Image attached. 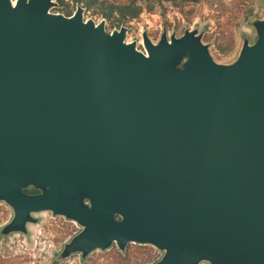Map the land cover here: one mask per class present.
<instances>
[{"label":"water","instance_id":"water-1","mask_svg":"<svg viewBox=\"0 0 264 264\" xmlns=\"http://www.w3.org/2000/svg\"><path fill=\"white\" fill-rule=\"evenodd\" d=\"M56 5L0 0V237L48 212L81 229L57 261L133 244L264 264V14L218 64L197 28L140 51Z\"/></svg>","mask_w":264,"mask_h":264},{"label":"rangeland","instance_id":"rangeland-1","mask_svg":"<svg viewBox=\"0 0 264 264\" xmlns=\"http://www.w3.org/2000/svg\"><path fill=\"white\" fill-rule=\"evenodd\" d=\"M109 4H139V0H98ZM56 7L51 13L71 16L77 5L69 0H55ZM80 6L83 7L81 4ZM264 14V0H199L196 4L172 7L164 4L154 8L151 13L143 12L136 20L119 24L115 20L108 22L91 11L83 14L84 20L98 24L104 21L108 33L127 28L126 43L135 42L142 51L141 33L146 32L150 41L156 44L163 31L167 36L179 37L187 29L197 28L203 31V42L209 45V52L218 64L233 62L243 39L255 40V32L250 26L254 19ZM37 220L28 225L27 235L14 234L0 237V264H80L79 255H72L64 261H57L63 246L80 232L73 222L50 213L33 216ZM12 219L11 209L0 202V230ZM163 253L150 246L129 244L124 252L115 245L106 251L91 253L85 262L108 260L116 264H155ZM205 264V263H202Z\"/></svg>","mask_w":264,"mask_h":264},{"label":"trees","instance_id":"trees-1","mask_svg":"<svg viewBox=\"0 0 264 264\" xmlns=\"http://www.w3.org/2000/svg\"><path fill=\"white\" fill-rule=\"evenodd\" d=\"M61 3L63 0H59ZM74 5H83L85 12L91 11L99 15L102 20L108 22L115 20L119 24H124L136 20L143 12L151 13L154 8L162 7L164 4L172 7H181L189 4H196L199 0H139V4H109L98 0H69ZM27 194L36 193L34 190H24ZM80 264H116L103 260L100 262H80Z\"/></svg>","mask_w":264,"mask_h":264},{"label":"flooded vegetation","instance_id":"flooded-vegetation-1","mask_svg":"<svg viewBox=\"0 0 264 264\" xmlns=\"http://www.w3.org/2000/svg\"><path fill=\"white\" fill-rule=\"evenodd\" d=\"M32 194H35V193H32Z\"/></svg>","mask_w":264,"mask_h":264}]
</instances>
